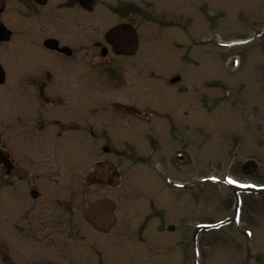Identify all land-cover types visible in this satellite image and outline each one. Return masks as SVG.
I'll return each mask as SVG.
<instances>
[{
  "label": "rangeland",
  "instance_id": "obj_1",
  "mask_svg": "<svg viewBox=\"0 0 264 264\" xmlns=\"http://www.w3.org/2000/svg\"><path fill=\"white\" fill-rule=\"evenodd\" d=\"M119 1L134 8L136 55L95 65L91 53L74 70L39 51L75 71L56 67L63 102L42 132L22 105L51 67L19 46L15 0H0L13 33L0 40V264H264V0ZM117 21L104 11L66 36L92 47ZM4 163L21 174L3 179ZM102 199L116 204L109 233L84 214Z\"/></svg>",
  "mask_w": 264,
  "mask_h": 264
},
{
  "label": "flooded vegetation",
  "instance_id": "obj_2",
  "mask_svg": "<svg viewBox=\"0 0 264 264\" xmlns=\"http://www.w3.org/2000/svg\"><path fill=\"white\" fill-rule=\"evenodd\" d=\"M15 3L17 15V35H20V38L18 39L19 46L23 47L29 53V56L34 60L32 61L34 65L36 64V66L40 68L41 66L51 67V70L48 69L46 74H43L42 76L38 74L31 77V81L34 83L33 89L35 99L34 101H31V106H28L29 104L22 105V109L25 108L26 111L31 110L29 114L32 116L31 118H33L32 123L38 126V128L43 132L44 130H47V128L49 129L48 126L54 125V106L63 102L62 98L64 96L61 94H55V90L52 85H50V83H55V81L57 83L59 78L58 74L55 72L56 67L57 72L63 76L65 73L70 74L71 71L77 69L85 70V61L82 62V65L80 64V59H85L87 54L92 53L96 55L95 65H100L102 63V59L111 60L124 56L130 57V55L126 53L128 51L122 50V48H115V46L108 40L107 35L111 30L119 26L132 27V22L134 20V8L133 5L127 3V1L119 0L113 6H109V10L106 7H103L105 4H103L102 0H15ZM4 11L5 8L1 7L0 12L3 13ZM104 11L105 13L110 12L116 14L117 18L120 16V22L117 21L114 25L107 29L103 41L102 39H95L92 42V47H88L86 46L85 40L82 36L75 37L72 40L66 36L67 31L70 30V21L88 18L95 14L101 16V13ZM12 38L13 33L10 41ZM49 41H53V46H48V44H51ZM29 44H31L30 46H33L35 50L30 51L28 49L30 47ZM40 50L46 53H51L54 56H58L63 60H69L68 63H71L72 69L74 70L68 71V66L58 64L48 56H44L45 58H43V56H40L39 54ZM89 50H91V52H88ZM39 60L43 61L38 63ZM26 115L27 112H25L24 116ZM61 128L65 129L63 126ZM2 146L5 145L0 144V157L3 156L1 153L3 152ZM7 166L9 165L4 163V172H2L3 179L11 176L12 174H21V171H18L17 168L14 167V171L12 172V169ZM34 190L35 189L31 191V196H33L32 192ZM82 240L84 241V239ZM0 248H3V246L1 245ZM44 250L47 249L42 247L41 252ZM76 257L78 256H75V258ZM69 258H71L69 255L58 256L53 253L50 255L42 254L41 256H36L35 258L16 255L12 257L5 256L3 257L2 262L5 264H60L65 263L69 260Z\"/></svg>",
  "mask_w": 264,
  "mask_h": 264
},
{
  "label": "water",
  "instance_id": "obj_3",
  "mask_svg": "<svg viewBox=\"0 0 264 264\" xmlns=\"http://www.w3.org/2000/svg\"><path fill=\"white\" fill-rule=\"evenodd\" d=\"M11 32L3 25L0 26V40L3 42L9 41ZM108 40L115 46V48L126 50L127 54L131 55L137 51V35L134 29L130 26H119L111 30L107 35ZM48 46H53V41H49ZM6 80L5 71L0 64V85L4 84ZM256 169V163L253 161L247 163L244 167L246 172H252ZM37 195L36 192L33 193ZM114 204L109 200L98 201L86 210L87 219L99 230L108 231L114 224L115 218L113 216Z\"/></svg>",
  "mask_w": 264,
  "mask_h": 264
}]
</instances>
